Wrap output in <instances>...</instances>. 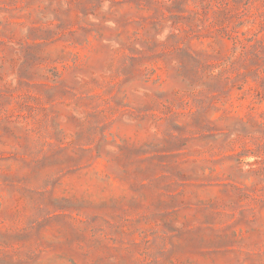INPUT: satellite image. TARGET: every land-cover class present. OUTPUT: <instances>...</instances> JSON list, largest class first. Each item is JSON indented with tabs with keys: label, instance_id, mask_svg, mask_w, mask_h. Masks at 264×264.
Returning a JSON list of instances; mask_svg holds the SVG:
<instances>
[{
	"label": "rangeland",
	"instance_id": "obj_1",
	"mask_svg": "<svg viewBox=\"0 0 264 264\" xmlns=\"http://www.w3.org/2000/svg\"><path fill=\"white\" fill-rule=\"evenodd\" d=\"M0 264H264V0H0Z\"/></svg>",
	"mask_w": 264,
	"mask_h": 264
}]
</instances>
